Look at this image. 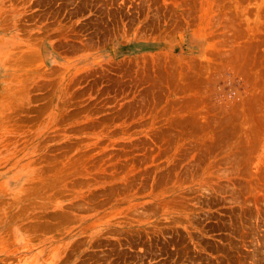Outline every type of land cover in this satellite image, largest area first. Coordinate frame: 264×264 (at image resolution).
<instances>
[{
    "label": "rangeland",
    "instance_id": "rangeland-1",
    "mask_svg": "<svg viewBox=\"0 0 264 264\" xmlns=\"http://www.w3.org/2000/svg\"><path fill=\"white\" fill-rule=\"evenodd\" d=\"M0 264H264V0H0Z\"/></svg>",
    "mask_w": 264,
    "mask_h": 264
}]
</instances>
